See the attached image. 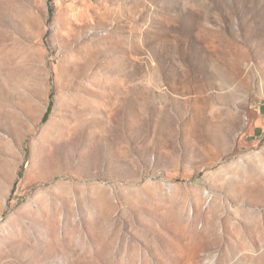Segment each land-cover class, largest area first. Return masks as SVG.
<instances>
[{
	"label": "rangeland",
	"instance_id": "374dc122",
	"mask_svg": "<svg viewBox=\"0 0 264 264\" xmlns=\"http://www.w3.org/2000/svg\"><path fill=\"white\" fill-rule=\"evenodd\" d=\"M0 264H264V0H0Z\"/></svg>",
	"mask_w": 264,
	"mask_h": 264
},
{
	"label": "trees",
	"instance_id": "16d2710c",
	"mask_svg": "<svg viewBox=\"0 0 264 264\" xmlns=\"http://www.w3.org/2000/svg\"><path fill=\"white\" fill-rule=\"evenodd\" d=\"M51 107H52V102L50 101V103H49V107H48V110H47V112L45 113V115H44V117H43V120H42L43 122L47 119L48 111H50Z\"/></svg>",
	"mask_w": 264,
	"mask_h": 264
}]
</instances>
